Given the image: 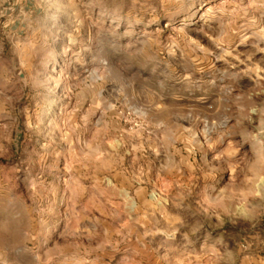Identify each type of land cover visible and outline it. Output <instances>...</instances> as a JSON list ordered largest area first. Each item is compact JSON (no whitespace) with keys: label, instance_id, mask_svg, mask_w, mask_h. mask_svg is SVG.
I'll return each mask as SVG.
<instances>
[{"label":"rangeland","instance_id":"rangeland-1","mask_svg":"<svg viewBox=\"0 0 264 264\" xmlns=\"http://www.w3.org/2000/svg\"><path fill=\"white\" fill-rule=\"evenodd\" d=\"M0 264H264V0H0Z\"/></svg>","mask_w":264,"mask_h":264},{"label":"crops","instance_id":"crops-1","mask_svg":"<svg viewBox=\"0 0 264 264\" xmlns=\"http://www.w3.org/2000/svg\"><path fill=\"white\" fill-rule=\"evenodd\" d=\"M2 4V3H1ZM7 5V4H6Z\"/></svg>","mask_w":264,"mask_h":264}]
</instances>
